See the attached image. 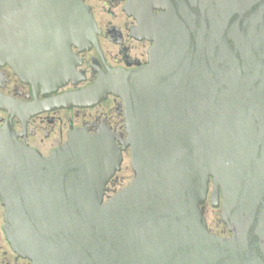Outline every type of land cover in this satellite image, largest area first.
Returning <instances> with one entry per match:
<instances>
[{
	"label": "water",
	"instance_id": "obj_1",
	"mask_svg": "<svg viewBox=\"0 0 264 264\" xmlns=\"http://www.w3.org/2000/svg\"><path fill=\"white\" fill-rule=\"evenodd\" d=\"M130 2L153 44L149 65L50 103L88 107L113 94L125 140L76 131L45 158L0 129L8 243L32 264H264V0ZM17 10L37 49L6 60L55 92L76 76L73 47L97 43L90 9L0 0V13ZM126 151L134 178L106 200ZM210 185L228 236L209 229Z\"/></svg>",
	"mask_w": 264,
	"mask_h": 264
},
{
	"label": "flooded vegetation",
	"instance_id": "obj_2",
	"mask_svg": "<svg viewBox=\"0 0 264 264\" xmlns=\"http://www.w3.org/2000/svg\"><path fill=\"white\" fill-rule=\"evenodd\" d=\"M130 1L135 2L82 0L95 20L98 40L96 45L91 44L87 49L73 47L76 76L55 92L51 84L24 81L11 68L5 56L12 52L20 55L36 50L38 36L35 30L32 33L31 27L23 26L26 20L20 18V11L17 10L13 18L0 13V129L10 125L20 143L45 158L63 147L70 134L76 131H84L91 136L107 132L125 140V106L113 94L88 107L68 105L54 109L50 103L94 88L106 82L111 74L132 73L149 65L153 44L140 38V25L128 13ZM154 14L160 15L161 11L155 10ZM116 143L120 145L119 140ZM127 153L123 152V159ZM125 180L118 173L109 183L105 199L124 188ZM4 212L0 200V264H32L19 257L8 243Z\"/></svg>",
	"mask_w": 264,
	"mask_h": 264
},
{
	"label": "rangeland",
	"instance_id": "obj_3",
	"mask_svg": "<svg viewBox=\"0 0 264 264\" xmlns=\"http://www.w3.org/2000/svg\"><path fill=\"white\" fill-rule=\"evenodd\" d=\"M130 161H131V157L128 152L126 155H124L122 171L118 172L120 176H123L126 178V180L124 181L123 187L129 184V182L131 181L134 175ZM212 192H213V188H212V185H210L209 196L204 205V214H205L209 229L211 230V232H213V234H216L217 236H222V235L228 236L229 233L227 232V228L221 221V217H220L221 209L220 207H214L212 204V201H211Z\"/></svg>",
	"mask_w": 264,
	"mask_h": 264
}]
</instances>
